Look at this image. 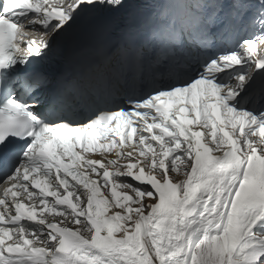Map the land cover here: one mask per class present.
Listing matches in <instances>:
<instances>
[{
  "label": "snow or ice",
  "instance_id": "snow-or-ice-1",
  "mask_svg": "<svg viewBox=\"0 0 264 264\" xmlns=\"http://www.w3.org/2000/svg\"><path fill=\"white\" fill-rule=\"evenodd\" d=\"M0 189V264H264V0H0Z\"/></svg>",
  "mask_w": 264,
  "mask_h": 264
},
{
  "label": "clouds",
  "instance_id": "clouds-1",
  "mask_svg": "<svg viewBox=\"0 0 264 264\" xmlns=\"http://www.w3.org/2000/svg\"><path fill=\"white\" fill-rule=\"evenodd\" d=\"M133 183H137V182H135V181H132ZM75 202V201H74Z\"/></svg>",
  "mask_w": 264,
  "mask_h": 264
}]
</instances>
